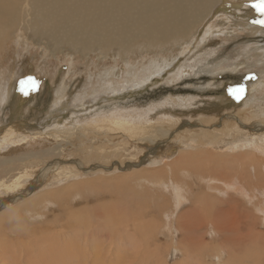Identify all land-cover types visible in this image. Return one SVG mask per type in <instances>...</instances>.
<instances>
[{
  "label": "rangeland",
  "instance_id": "rangeland-1",
  "mask_svg": "<svg viewBox=\"0 0 264 264\" xmlns=\"http://www.w3.org/2000/svg\"><path fill=\"white\" fill-rule=\"evenodd\" d=\"M226 1L236 3L239 0ZM248 1L255 3V0ZM228 2V6L214 9L213 14L206 19L207 22H204L191 41L171 49L144 51L142 56L137 54L123 63L118 59V64L113 62L112 57L104 59L84 57L82 53L70 49L56 52L38 42L32 43L31 40L25 42L24 38H17L11 43L10 50L6 53L8 57L4 58V64L0 66V128L5 131L10 124H25L32 131L42 134L28 136L26 140L15 141L16 143L10 147L0 148V219L4 215L8 216L7 213L14 212L19 206L27 208L30 201L49 191L54 192L53 197L56 198H49L43 202L36 213L37 219L30 216L33 215L30 211L26 212L30 217L23 215L27 218L26 230L31 229L27 237H19L10 225L6 230V236L3 234L0 236V243H5L7 238L11 250L14 242L15 247L25 245L26 248L21 249L22 260H26V263L40 264L39 261H46V257L47 260L51 259L49 256L55 255L60 246L64 247L69 242V236L79 235L78 232L81 230L82 237L79 241L83 246L82 260L85 259L86 264H94L95 255L88 254L84 244L87 247L90 244L101 245L103 249L99 251L105 250V255L100 258L105 264H239L242 256V264H264V241L260 236L264 234V214L255 208L264 204L262 196L258 195L253 203L242 199L247 202V206L240 209L238 206L243 201L223 198L222 194L220 199L209 202L211 208L202 206L198 214L194 210L195 204L200 201V195H205L203 193L207 194L208 191L217 193L218 190L215 183L206 182L205 179L201 188L200 181L203 175L200 177L197 170L196 172L194 170L190 172V176L180 175L186 178V181L180 179L181 185H183L181 181H184V185L186 182L187 184L189 181V184L192 182L191 187L189 184L188 186L193 193H189L181 203L183 206L181 205L179 211L172 214L175 205L174 198L170 195L173 189L169 182L170 177L152 178L153 174L164 170L165 164L172 161L167 160L168 146L174 149H179L180 145L189 147L183 143L188 141L195 143L193 147H199L204 144L207 133L215 136L222 134L228 140L235 138L239 133L241 136L264 133V24L255 23L256 20L264 19V15L256 10L252 3L254 11L248 13L243 12L244 9L241 7H238L239 10L235 9L232 6L234 2L231 5ZM252 26L259 29L255 35L250 31ZM172 51L175 54H172ZM16 58L18 60L16 70H12ZM24 59L26 65L22 69ZM138 60L140 68L147 67L152 61L165 64L162 68L153 70L148 79L133 75L129 80V73H134L129 67L137 65ZM19 65L21 68L17 67ZM112 67V76L120 69H124L126 73L123 90L116 92L115 89L119 86H113L114 91L109 89L102 95L91 97L90 102L77 104L81 100L76 96L85 88V83L91 84L90 89L93 87L90 93L98 87H103L105 83L102 73ZM13 72L16 73L11 78ZM94 72L99 74L95 79L92 77ZM137 72L140 73V69H137ZM177 73L178 78L174 79ZM5 74L7 76H4ZM27 77H33L37 84L35 89L26 86L28 90L25 94L20 91V82ZM240 86L244 87V93L238 99L230 89ZM19 96L23 97V103H19ZM247 99L249 100L245 102ZM66 105H69V108ZM168 114L171 116L168 117ZM114 119H117V124L112 123ZM168 121L174 122L172 123L174 126L172 127L171 123L168 126L166 124ZM84 122L89 128L87 125L83 127L79 125ZM125 122L128 129L120 132L112 129L114 130L112 132V127L123 126ZM104 125L111 126L106 129L108 133L102 130ZM70 127L81 128L73 129L75 134L69 135L66 129ZM53 128L65 132L52 133ZM81 130L85 132V136L80 135ZM97 130H100V134H93ZM163 132L168 134L163 135ZM11 138L12 141L17 140L14 136ZM58 143L63 148H68L65 155L52 159L38 156H32V159L24 158L23 161L17 162L22 166L28 163L23 177L16 179L5 175L9 167L1 164L2 161L15 156L42 153L55 148ZM191 152L192 158L198 157L197 153L203 156L198 150L192 149ZM176 154L178 155V152ZM221 157L231 160V154L226 151ZM206 161L207 159L204 162L207 163ZM18 164L12 166L17 167ZM171 169L174 170L173 165ZM150 170L151 177L148 174ZM136 177L140 180H136ZM104 201L109 208L103 209ZM224 201L226 204H221L224 211H219L218 204ZM81 206L86 207L90 220L86 224H80V227L71 220L67 211L69 208L79 209ZM112 206L115 208L112 209ZM235 207L244 212L239 222H236V210L233 211ZM182 215L185 216L187 224L192 218L188 225L190 229L187 231L192 237L191 240L187 238L186 229L179 218ZM207 216H212L213 219L216 217L220 220L219 225L226 230L240 229V234H244L248 240L238 243L234 241L235 232L230 231L226 238L222 233L215 232L211 235V219ZM132 217L138 220V223L136 220L132 221ZM247 219L254 222L253 225H249L250 228L253 227L251 231H248L249 228L244 222ZM169 228L174 229V232L170 233ZM249 253L251 257L247 255ZM217 254H220L219 259L215 258ZM35 257L37 261L34 260ZM75 259L77 260L76 257ZM85 260L80 263L85 264ZM98 264H101V261Z\"/></svg>",
  "mask_w": 264,
  "mask_h": 264
},
{
  "label": "bare ground",
  "instance_id": "bare-ground-1",
  "mask_svg": "<svg viewBox=\"0 0 264 264\" xmlns=\"http://www.w3.org/2000/svg\"><path fill=\"white\" fill-rule=\"evenodd\" d=\"M227 2L228 1H226V0H0V66L2 64H4V61H5L4 58L8 57V56H6V53L10 50L11 43L17 38L18 39L24 38L25 42H28L29 40H31L32 43L38 42V44H40V45H43V46L46 45L49 48L51 47V49H53L56 52H57V50L70 49L71 51H74L76 53H80V54L82 53L84 57L85 56H91V57L94 56L98 59H104V58H111L112 57L113 62L115 64H118L117 63L118 59H120V61L123 63V62L129 61L132 57H134L137 54L142 56L143 55L142 52H144V51H155V50L162 49V48H170L171 49V48L180 46L185 42L191 41L195 37V34L199 31L201 26L204 24L206 19L208 20V17H210L211 14H213L214 9L216 7H219V6L227 5ZM233 2L235 3V1H233ZM228 3L230 5L232 4L230 2H228ZM251 3L252 2H249L248 0H244V1L239 0L232 6L235 9H237L238 7H241L244 9L243 12L247 11L249 13V12L254 11L252 9L253 3L252 4ZM237 10H239V8ZM240 25H242V24H240ZM243 25L247 26V24H243ZM250 31H251L252 35H255L256 33L259 32V29H258V27L252 26L250 28ZM209 36H210V33L208 34V37ZM230 38H231V36H230ZM204 40H205V38H204ZM260 43H261V41H260ZM14 48H15V46H14ZM17 50H19V48H17ZM252 50H253V48H252ZM172 52H173L172 54H175L174 51H172ZM13 54L16 55L17 53H13ZM17 61L18 60L16 58V60L14 61V65L12 66V70H16V65L18 63ZM25 63H26V60L24 59V62H22V69H23V67H25V65H26ZM139 63H140V61L138 60L137 65L135 64L132 67H129V69L134 70L133 74L129 73V75H130V76L128 75L129 80H130V78L133 77V75L136 77L144 76V78L148 79L153 74V72H154L153 70H155L157 68H162L165 64V62L160 64L157 61H152L147 67L144 68V66H142L140 68L141 65ZM17 67L21 68L20 65ZM137 69H140V73L137 72ZM148 69H152V71H148ZM112 70H113V67H112V69H110L108 71H106V69H105V72L102 73L103 74L102 76L104 78V79L103 78L102 79H103V83H105V85H103V87H98V85H97L98 88L94 89V91L92 90L93 91L92 93H90L91 89L93 88L92 87L90 89L91 84L89 85L88 82L85 83L86 84L85 88L82 91H80L77 94V96L75 95L79 100H81V102L78 101L77 104H79V103L85 104L84 102H90L91 97H93L95 95H102L104 92L108 91L109 89L114 91V89H112L113 86H119V87H116V89H115L116 92L123 90L122 85L125 84L124 78L126 76V73H124V69H120L119 72H117V74L115 76H112V73H113ZM10 71H11V69H10ZM127 71H130V70H127ZM15 73L16 72H13L10 77L12 78ZM24 73H26V72H24ZM93 74L94 75L92 77L94 79L96 78V76L98 77V75H99L96 72H94ZM4 76H7V75L5 74ZM136 77H135V79H136ZM176 78H178V73L174 76V79H176ZM93 80H92V83H93ZM133 81H136V80H133ZM94 83H95V81H94ZM8 84H9V81H8ZM9 87H11V84L9 85ZM2 89L3 88H1V90ZM3 91H4V89H3ZM4 98H5V95L3 92V98H2L3 101H4ZM19 98H20L19 103H23V101H24L23 97L19 96ZM9 100H10V97H9ZM71 100H69V101H71ZM248 100L249 99H247L245 102H247ZM61 101H62V99H61ZM245 102H244V104H245ZM64 105H65V102H64ZM69 105H66V106L69 108ZM61 106L63 107V105H61ZM248 108H250V107H248ZM251 110H254V109L251 108ZM177 114L178 113H176V115ZM179 115H181V114H179ZM113 116L115 118L117 117L116 115H113ZM170 116L171 115L168 114V117H170ZM75 118H77V117H75ZM114 120L115 121L111 120L112 123L117 124L116 123L117 119H114ZM109 121H110V119H109ZM162 122L165 123V120L162 119ZM169 123H171V126L174 124V122H170V121H168V123H166V124L168 125ZM0 124H1V122H0ZM79 125L81 127H83V126H86L87 124L84 122V123H81ZM7 126H9V125H7ZM168 126H170V125H168ZM81 127H76V128L70 127V129H66V132L70 133L69 135H72V134H75L73 132L74 130L79 129ZM87 127H88V125H87ZM110 127H106V126L102 127V130L104 129V131H105L106 129H109ZM44 128L46 129L47 126H45ZM112 129H116L120 132L121 130L128 129V124L125 122V124L123 126L115 125L114 127L111 128V130ZM113 131L114 130H112V132ZM162 131H163V128H162ZM164 131H167V130L164 129ZM62 132H65V131L57 129V128L56 129L53 128L52 133H62ZM79 133H81L80 134L81 136L86 135L85 132H83L82 130L79 131ZM104 133H108L107 130ZM221 133H222V131H221ZM37 134H42V133L32 131L28 125H25V124H18V125L13 124V125H11L10 124V127H7L5 129V131L4 130L2 131L0 128V148L10 147L15 141L19 142L22 140H26L28 138V136H36ZM93 134H96V135L100 134V130H97V132L93 133ZM165 134H168V133L163 132V135H165ZM207 134L209 135V133H207ZM208 135L205 134V136H207L206 140H205L204 144L199 145V147H196V146L193 147L192 145H195V143L188 142V141H183V143H186L189 147H183L180 145L179 149H174V147L168 146V148L166 149V153L168 156L167 160H172V161H170L169 164L168 163L165 164L166 168H164V170H162V171L159 170L158 172H156L152 176L153 179H157V178L161 179L165 176L170 177L169 182L172 184V188H173L170 195L172 198H174L173 205H175L174 211L172 212V214H175V212L179 211L181 205L183 206V204H181V203H183L186 196L189 193H193L192 190L188 186L190 181L188 184L186 182L185 185H184V181H181L183 185H181L179 183L180 179H183L186 181V178L180 177V175L182 174V176L183 175L190 176V172L194 171V170H195V172L197 170L200 177L203 175V177H202L203 179H202V181H200L201 188L204 184V179H205L206 182L215 183V188L218 190L217 193H211V192L209 193V191H208L207 194L203 193L205 195H200V199H199L200 201H197V203L195 204L196 208L194 211L196 213H198L202 209V206L205 208L207 206H208L207 208H211L212 205H208L209 202L213 201V199H220V195H222V194H224L223 198H228L230 200L235 199L236 201H238V200L243 201V203L238 206L240 209H244V206L246 205L247 202L251 201L253 203V201L256 199V197L258 195L262 196L264 198V133L263 134L262 133L246 134V135L244 134L243 136H241L239 133V135L235 136V138H232L231 140L226 139L225 136H223L222 134L218 135L219 137L215 136V135H209V136ZM216 135H217V133H216ZM11 136H14L15 138H17V140L12 141ZM63 136H64V134H63ZM220 136L222 138H220ZM90 140H91V138H90ZM108 141H109V139H108ZM200 141H202V140L200 139ZM169 145H171L170 142H169ZM203 147H207V148L205 149ZM88 148H89V146L87 147V149ZM187 148H191V149H187ZM196 148H198V149H196ZM202 148H203V151H202ZM85 149H84V151H85ZM192 149H195V150L202 152L204 157L202 156V154L197 153L198 157L192 158L193 157V153L191 152ZM80 150H82V149H80ZM67 151H68V148H63L61 146V144H59L55 148L48 149L46 151H42V153L37 154V152H36V153H32V154L30 153V155H27V156L25 154H23L25 156H19V157L15 156V157L8 158V159L2 161L1 164L9 167L8 169H7V167H5L7 169L6 172L4 171L5 175H10V177H12V178L16 177V179H19L20 177L24 176L22 174L25 172V169H26L28 163H26L25 166L24 165L22 166V165L18 164L17 162L23 161L24 158L30 159L32 156L33 157L38 156V157H42V158L44 157L46 159L47 158L52 159V158L57 157V156L65 155V153ZM76 151H77V149H76ZM225 151L231 154V157H230L231 160L224 159L221 157V156H224ZM177 152H178V155L176 154ZM79 153H80V151H79ZM171 157H173V159H171ZM206 159H207V161H206L207 163L204 162ZM233 159H235V160H233ZM14 164H18L17 167H13L12 165H14ZM55 164H56V162H55ZM57 164H59V163H57ZM172 165L174 166V170L171 169ZM57 169H59V167ZM16 170H17V172H15ZM151 171L152 170H150V173H148L150 175L149 177H151V175H152ZM204 175H207V177ZM42 176H43V174H42ZM55 179H57V178H55ZM138 179L136 177V180H138ZM148 179L149 178H147V180ZM189 179L191 180V178H189ZM141 181H142V179H141ZM138 182H137V184H139ZM149 182L151 184V181H149ZM162 184H164V183H162ZM52 185H53V183H52ZM189 185L191 187L192 182ZM54 194H55L54 192L49 191L48 193H45L41 197L37 198L36 200L30 201L29 204L27 205V208H26V206H25V208H23V206H19L18 209H16L14 212L7 213L8 216L4 215L3 218L1 217L0 229H3V230L0 231V236L2 234L6 236V230H7L8 226L11 225L12 226L11 228L13 229V231L17 232L19 237H27V235L30 232L29 230H31V229L28 228L29 230H26L27 218H24L23 215L29 216L26 214V212L30 211V212H32L31 214H33L30 216H33L37 219L36 213L38 212V210L41 207V205L43 204V202L49 198H54L53 197ZM56 195H58V194H56ZM196 196L197 195H195V197ZM234 196H238L239 198L236 199ZM194 198H192V199H194ZM228 199H225V200H228ZM242 199H246L247 202L242 200ZM220 201H222V199ZM188 202H189V200H188ZM202 202H204V203L202 204ZM221 204H226V203H225V201L220 202L218 204V208H219L218 210L224 211L222 209V207H224V206ZM66 206H68V205H66ZM103 206L105 208H103L102 206H100V207H102L103 209H106L108 207L106 201L103 202ZM215 207L217 208V205ZM111 208L114 209L115 207L113 208V206H112ZM255 208H257L258 212L264 214V204L261 206H257ZM213 209H215V208L213 207ZM235 210H236V215H237L236 222H239L240 217L242 215H244V212H243V210L236 209V207L233 211H235ZM89 211H90V209H89ZM67 212H68L70 218H72L71 220L76 222V224H79L78 226H80V227H81L80 224H86L90 220L89 215L86 212L85 206L84 207L81 206V208H79V209L69 208ZM109 212H111V211H109ZM112 212H115V211L112 210ZM90 213H91V211H90ZM257 213H255V214H257ZM83 214H86V215L84 216ZM125 215H126V213H125ZM169 216H172V215H169ZM247 216H249V215H247ZM65 217L67 219V216H65ZM114 218H117V217L114 216ZM121 218L123 221V217H121ZM179 218H180L184 228L186 229L187 238L189 240H191L192 237H191V235H189V233L187 231H188V229H190V228H188V225L190 224V220H192V218L188 220L189 224H187V220H186L184 215L180 216ZM207 218L211 219V222H210V225L212 226V230H210L211 235H213L215 232H217V233H222V235H224V238H226V236H228V233H229L228 231H230L231 233L235 232L234 233V235H235L234 241H236L238 243H242L243 241L248 240L247 237L243 236L244 234L243 235H242V233L240 234V229H234L233 228V229L226 230L225 228H223L222 226L219 225L220 220H218L216 217L213 219L212 216H207ZM69 219H68V221H69ZM119 219H118V221H119ZM133 220H136V219H133V217H132V221ZM122 221H119V222H122ZM136 221L138 223V220H136ZM194 221H196V220H194ZM244 222H246L245 223L246 227L249 228L248 231H251L253 227L250 228L249 225H253L254 222H250L249 219H247ZM115 223H117V222L115 221ZM29 224H31V222ZM213 226H214V228H213ZM172 228H169L170 233L174 232V229H172ZM134 229H136V228H134ZM194 229L195 228H193L192 230H194ZM27 231H28V233H26ZM78 233H79V235L76 234L75 236L74 235L69 236V238H68L69 242L67 244H65L64 247L60 246L58 248L59 250L57 251V253L55 250L56 254L53 256H49V257H51V259L47 260L48 257L44 256V257H46L45 258L46 261L44 260V262H42L43 260L42 261L38 260L39 263L40 264H44V263L45 264H63V262L66 261L67 263L65 262L64 264H70L71 262H72V264H81L80 261H84L85 259L82 260V257H84V255H82V252H81V251H83V249H82L83 246L80 245V241H79V238L81 239V237H82V235H80V233H82L81 230ZM260 236L264 241V234L262 233ZM185 237H186V235H185ZM56 239H58V238H56ZM138 239H139V237H138ZM86 240H88V239L86 238ZM65 241H67V240L65 239ZM58 242L60 244L59 240H58ZM8 243H9V240L7 238H6L5 243H0V264H37L35 262L26 263L25 262L26 260H24V259H23L24 261L22 260L21 249L26 248L25 245L22 244L18 247H15V242H14V246L12 247L13 249L11 250L10 249L11 247L9 246ZM228 243H231V242H228ZM60 245H62V243ZM93 245L94 244H90V246L87 247L84 244V248L85 247L87 248L86 252L88 254H91V255H92V253H94V255H95V258H93V259H95L94 264H98L99 261H101V264H105L104 262H102V260L100 258V256L102 257L103 255H105L104 254L105 250L103 252H101V251H99L102 248L101 245L97 244L98 247H97V245H94V246ZM223 246H225V245L223 244ZM221 249L223 250V248H221ZM218 251H219V249H218ZM224 253H226V252H224ZM220 254H217V256H215V258L219 259ZM98 255H99V257H98ZM230 255H231V253H230ZM247 255L249 257H251V253H249ZM75 257L77 258V260L75 259ZM221 257H222V255H221ZM253 257H256V256H253ZM242 258H243V256L241 257L240 263L238 262L239 264H242V262H243ZM35 259H36V257L34 258V260ZM74 260H76V262L73 263ZM35 261H37V259ZM246 263H247V261H246ZM85 264H86V260H85Z\"/></svg>",
  "mask_w": 264,
  "mask_h": 264
},
{
  "label": "snow or ice",
  "instance_id": "snow-or-ice-1",
  "mask_svg": "<svg viewBox=\"0 0 264 264\" xmlns=\"http://www.w3.org/2000/svg\"><path fill=\"white\" fill-rule=\"evenodd\" d=\"M253 7L258 10L262 15H264V0H255ZM255 23L264 24V19L256 20ZM21 91L27 94L28 88L26 86H30L32 89H35L37 81L33 77H27L25 80L21 82ZM230 92L236 96L238 99L244 93V87L240 86L237 88L230 89Z\"/></svg>",
  "mask_w": 264,
  "mask_h": 264
}]
</instances>
